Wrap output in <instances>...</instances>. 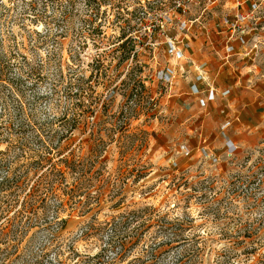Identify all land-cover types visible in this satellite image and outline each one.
<instances>
[{"label": "rangeland", "instance_id": "374dc122", "mask_svg": "<svg viewBox=\"0 0 264 264\" xmlns=\"http://www.w3.org/2000/svg\"><path fill=\"white\" fill-rule=\"evenodd\" d=\"M179 1L0 0V183L26 186L0 226L40 176L56 189L0 264H264V126L220 163L166 147L172 60L219 9Z\"/></svg>", "mask_w": 264, "mask_h": 264}, {"label": "crops", "instance_id": "0c3cea01", "mask_svg": "<svg viewBox=\"0 0 264 264\" xmlns=\"http://www.w3.org/2000/svg\"><path fill=\"white\" fill-rule=\"evenodd\" d=\"M261 7H263L261 9ZM248 33L230 40L225 16L237 14L233 0L187 29L161 108L169 115L165 133L176 147L177 162L199 159L220 163L256 146L264 126V3ZM252 4L244 8L249 13ZM263 10V11H262Z\"/></svg>", "mask_w": 264, "mask_h": 264}, {"label": "trees", "instance_id": "16d2710c", "mask_svg": "<svg viewBox=\"0 0 264 264\" xmlns=\"http://www.w3.org/2000/svg\"><path fill=\"white\" fill-rule=\"evenodd\" d=\"M47 151L50 153L48 149ZM51 174L53 175V170ZM54 183L55 182L51 181L50 172L40 176L39 181L34 183L30 192L24 197L22 208L17 211L12 218L6 220L9 226L5 228L0 226V240L4 241V251L12 247V239L10 237L12 236L13 230L8 228L13 224H19V222L27 216L26 214L34 213L37 210V206L45 205L49 196L53 194V191L56 193V189L53 186ZM25 187V181L19 176L9 177L0 183V221L6 218V213H10L12 209L17 207V204L21 200L18 192L24 190ZM133 215L137 219L140 217V214ZM129 238V240H125V243L122 244V254L126 252L127 247L134 240L131 237ZM1 250L2 249H0V255Z\"/></svg>", "mask_w": 264, "mask_h": 264}, {"label": "built area", "instance_id": "2783aa9c", "mask_svg": "<svg viewBox=\"0 0 264 264\" xmlns=\"http://www.w3.org/2000/svg\"><path fill=\"white\" fill-rule=\"evenodd\" d=\"M209 1L211 3L209 7L211 8L214 5L221 3L222 0H209ZM233 2L235 5V9L237 10V14L231 18L229 17L228 14L227 16H225V23L230 27V40L242 37L248 33L251 23L258 20V18L255 16V11L260 10V7L262 5V1L260 0H233ZM248 4H252V9L249 13H245L243 10L245 6ZM177 7L182 8L183 12H186L185 0H180L177 3ZM197 18L190 21L189 23L190 25L187 26V29H189L191 26L197 23L198 21Z\"/></svg>", "mask_w": 264, "mask_h": 264}]
</instances>
